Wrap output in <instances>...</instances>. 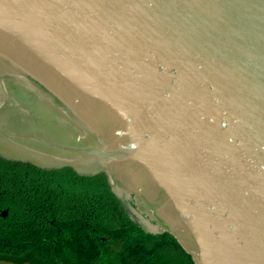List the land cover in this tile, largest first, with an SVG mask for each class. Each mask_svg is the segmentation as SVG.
Here are the masks:
<instances>
[{"label": "water", "instance_id": "1", "mask_svg": "<svg viewBox=\"0 0 264 264\" xmlns=\"http://www.w3.org/2000/svg\"><path fill=\"white\" fill-rule=\"evenodd\" d=\"M0 82L1 158L105 174L196 264H264V0H0Z\"/></svg>", "mask_w": 264, "mask_h": 264}, {"label": "trees", "instance_id": "2", "mask_svg": "<svg viewBox=\"0 0 264 264\" xmlns=\"http://www.w3.org/2000/svg\"><path fill=\"white\" fill-rule=\"evenodd\" d=\"M0 261L196 264L174 235L135 222L105 174L47 171L1 157Z\"/></svg>", "mask_w": 264, "mask_h": 264}, {"label": "rangeland", "instance_id": "3", "mask_svg": "<svg viewBox=\"0 0 264 264\" xmlns=\"http://www.w3.org/2000/svg\"><path fill=\"white\" fill-rule=\"evenodd\" d=\"M0 264H12V263L0 261Z\"/></svg>", "mask_w": 264, "mask_h": 264}, {"label": "bare ground", "instance_id": "4", "mask_svg": "<svg viewBox=\"0 0 264 264\" xmlns=\"http://www.w3.org/2000/svg\"><path fill=\"white\" fill-rule=\"evenodd\" d=\"M1 83V82H0ZM0 88H2V87H0ZM5 88H7V87H5Z\"/></svg>", "mask_w": 264, "mask_h": 264}]
</instances>
